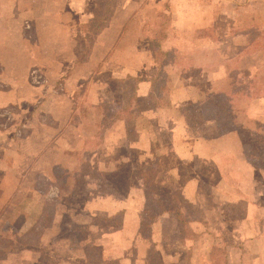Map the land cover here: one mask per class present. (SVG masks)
Returning a JSON list of instances; mask_svg holds the SVG:
<instances>
[{
  "label": "rangeland",
  "instance_id": "1",
  "mask_svg": "<svg viewBox=\"0 0 264 264\" xmlns=\"http://www.w3.org/2000/svg\"><path fill=\"white\" fill-rule=\"evenodd\" d=\"M177 1L184 0H112L116 14L105 28L114 31L97 36L89 56L96 38L85 40L83 25L95 0H31L33 14L18 21L23 34L10 38L19 50L6 48L0 35V93L16 84L11 62L18 60L20 73L29 70V58L37 65L25 73L28 82L44 90L40 101L0 107V264H264V32L255 30L261 27H241L247 20L239 10L204 0L217 7L215 17L225 8L240 18L234 28L252 33L246 47L229 44L212 51L209 63L197 61L203 75L189 73L202 80L176 82L167 73L171 94L165 91L161 103L194 98L188 120L173 108L142 113L139 85L124 80L137 76L141 60L151 77L160 62L167 71V62L194 54L186 41L198 38L170 28H191L196 0L182 2L190 7L176 15ZM8 19H0V31L16 25ZM172 38L182 48L153 46ZM124 121L138 122V129L120 128ZM37 129L52 143L66 132L68 148L83 138L80 156L66 159L65 177L55 170L51 178L28 175L36 161L27 162V140ZM45 141L35 135L32 147ZM104 152L118 160L101 162ZM151 165L163 175H150L141 189L134 172ZM193 178L194 204L183 192Z\"/></svg>",
  "mask_w": 264,
  "mask_h": 264
},
{
  "label": "crops",
  "instance_id": "2",
  "mask_svg": "<svg viewBox=\"0 0 264 264\" xmlns=\"http://www.w3.org/2000/svg\"><path fill=\"white\" fill-rule=\"evenodd\" d=\"M187 1V0H184ZM184 1H177L174 3V8L176 12V15L179 14V12H181V10L185 9V7H190L187 6L186 4L182 3ZM218 1V0H217ZM225 3H229L233 8H235L236 10H239V14L238 16H241V20L245 21L247 20V24L241 26V27H245V26H259L261 28H255V30H262V32L264 31V0H222ZM31 0H0V19H4L7 20V18H9L8 20L11 21H16V25H14L13 27H5V30L0 31V35L2 36V38H4L5 40L1 42L4 43L6 48H17V50H19V46L17 42H11L10 38L11 35L13 34H18V32L20 31V33L22 32L23 34V29H25V26H23V24H21V26L19 25L18 21L20 17H28L30 15L33 14V10L34 8H32V6L30 5ZM190 5V4H188ZM20 7V8H19ZM196 7V11L197 14L194 16V20L193 23H191V28H170L172 31L175 32H180L182 34H189L190 37L193 38H198L197 41L192 42L193 40L190 41H186L188 44L190 43V48L195 51L194 54H190L189 52L186 53L187 56H185L188 59L185 60H179V59H173L170 61V63H166L167 64V71L162 69L163 63L160 62L158 65V70L157 72H155V74H153V76H144V72H142V66L145 65V62L147 61H139L138 62V67L139 71L137 76L133 75L131 77H129L128 79L125 78L124 80L126 81H133V82H137V84L140 86L142 85L140 88L138 86V90H139V97L141 98V101L143 100V104L142 107L140 108V110L142 111V113H156L159 111H163L165 108H170L169 110H172L171 108H173V110L177 113L179 111V113L184 116V119L188 120V113H191V109H188L192 103H195L197 100H195L194 98H185L183 100H181L180 102V106H178V101H174L172 102V100H168L166 104H162L161 100H164L166 98H164L165 95H167L168 92L165 91H169L170 92V88L168 86L169 82H171L172 80L175 79L176 82H188L189 80H198L201 79L202 80V76L198 77V78H193L192 77V72H194V67H196L197 65V61L199 63H201V65H203L204 63H209L207 60V57H209L212 53V51H216L219 49L225 50L223 49L226 45L231 44L232 48H239V47H246L250 42L249 39L251 37V33L249 31V28H234V26H237L238 21L237 19L240 18H235L234 15L230 14L228 11H226L225 8H223L222 12L218 13L219 15L217 17L216 14L214 13L213 10L217 11V7L214 6L213 4H208L207 2H204V0H196L195 1V6ZM22 9V10H21ZM210 9L211 12L209 11ZM220 9V8H219ZM117 10V9H116ZM174 10V9H173ZM205 12V13H204ZM210 13L213 14L210 17ZM116 14H113V16ZM241 14V15H240ZM245 14H248L247 17H243ZM57 15V14H55ZM112 16V18H113ZM112 18L108 21L110 22L112 20ZM189 21V19L187 20ZM24 22V21H23ZM25 23V22H24ZM108 23L105 25L107 26ZM207 27H213V28H207ZM13 28V29H12ZM38 30L44 31V28L39 29ZM112 28H103L102 31L99 33L98 37L100 38V36H102V34L104 33H109L110 30ZM169 29V30H170ZM252 29V28H250ZM112 31H114V28L112 29ZM261 32V33H262ZM172 35V34H171ZM209 35H210V39L209 40ZM8 37V39H7ZM98 37H96V41H95V46L94 44L91 46V49L89 51L88 56L91 53V50L93 48L92 53L95 51V48H97V39H99ZM213 38V39H212ZM180 40L179 39H175L172 38V41L169 43V45L167 46L165 44V41L160 43H154L153 46L156 48H163L164 51H172L174 52L175 50H178L180 47ZM113 44H108L107 48L108 49H112L113 48ZM94 46V47H93ZM152 48L153 50L155 48ZM250 47V46H248ZM150 48V53H152V49ZM182 48V47H180ZM176 54H184L182 51ZM189 53V54H188ZM214 54V53H213ZM174 55V53H173ZM79 57V56H78ZM177 57V56H175ZM79 59L77 58L76 62ZM87 60V58L85 59V61ZM215 61V60H213ZM18 60H13V62H11V65L13 66V68H11L12 71H14L13 74H11L9 76L10 80L15 81V85H13V87H11V89L7 92V94H5L4 96L0 93V107L1 105L5 104V103H23V101H40L41 97H43V88L42 87H37V86H32L29 84L28 82V74H25L26 72H30L31 69L37 65L35 64V62L33 61V58H29V70L26 68L25 71H21L19 73V66L16 69V65H18ZM144 63V64H143ZM4 63L2 62L1 65H3ZM160 66V67H159ZM146 67V65H145ZM195 70H198L197 74L198 75H203V73H201V68H196ZM17 71V72H16ZM191 71V74L189 73ZM167 73L172 74L175 73V77L171 76V81L169 79V76L167 75ZM59 79V78H58ZM25 80L24 84H21L20 82ZM118 80H121L120 78ZM123 81V80H121ZM178 88V87H177ZM161 92H163V94H161ZM165 93V95H164ZM186 93V97H188L187 92H183ZM137 95V94H136ZM153 96H155L156 99L153 98ZM71 100H73L72 98H70ZM139 99V98H138ZM140 101V100H139ZM189 104V105H188ZM179 108V110H178ZM142 119V118H141ZM56 123H61L59 125L64 126L63 128H66V123L65 122H56ZM217 123V122H216ZM128 124L134 125L132 128H137L139 126L138 122H120L119 127L120 128H124L126 127L125 125L128 126ZM186 125V124H185ZM61 126V127H62ZM38 126H36L37 128ZM129 127V126H128ZM35 128V127H34ZM40 129H37L35 132H31L29 134L28 140H27V151H26V159L28 162V157H29V161L30 163L32 161H36V167L35 164L33 165L34 167L28 172V175L31 177H39V176H44L45 178H51L52 177V172L53 170L57 171V173L61 176H64L65 174H68L69 170H66L68 164H67V160L69 159V155L72 156H80L82 149H85L84 144H83V138L78 137L77 139H75V144H72L71 148L67 147V139L65 138V134L66 132L62 133V137L58 138L57 142L52 143V139L50 136L45 135L43 132H39ZM35 135L36 136H40L41 138H45L47 139V142L45 141L43 143L42 146H40L39 148L34 149L32 146H34L33 144V139H35ZM188 139L184 140V143H186L185 141ZM29 141V142H28ZM82 143V144H81ZM34 149V150H33ZM41 155L39 157L34 158L37 155ZM69 156V157H68ZM116 155H112V154H108V152H104V154L102 155V158L100 156V160H103L101 162H110L113 163V161L115 162V160H118L116 157ZM68 157V159H67ZM115 157V158H114ZM67 159V160H66ZM82 161V160H81ZM96 161H97V157L96 155L94 157H92V163L93 166H96ZM33 163V162H32ZM84 163L81 162V164H79L80 166H82ZM88 165V163H87ZM128 165V164H127ZM79 166V167H80ZM123 166H126L124 164L121 165V168ZM40 170H38V168H40ZM120 168V169H121ZM122 170V169H121ZM135 170V169H134ZM130 171V170H127ZM150 171L151 174L149 173V176L152 175L155 178L158 176L160 177L161 175H163V173H160L161 170L160 168H158L157 166H153L151 165L149 168H145L144 170H142V172H140L139 170H135V176L136 178H139L140 182H141V189L144 188V186H147V183L145 182L144 179V174ZM77 172V171H76ZM65 173V174H64ZM122 173V171H121ZM166 174V173H165ZM78 175V174H77ZM55 176V173H54ZM65 177V176H64ZM121 183V182H120ZM198 183H199V179L197 178H193L188 180L185 183L184 186V190L183 192L186 194V197L188 198V201H193L196 197V193L198 191ZM108 185V184H107ZM107 185H102V187H106ZM121 185V184H120ZM149 185V184H148ZM19 189V188H18ZM23 189V187L21 186L19 189V195H20V191ZM7 189H4V191H6ZM30 192V190H29ZM194 204V201L192 202ZM194 206V205H193ZM197 206V205H196ZM127 221V220H126ZM178 222V221H177ZM163 223H172L171 220H164ZM124 224V223H123ZM78 258L76 257H71L65 261L71 262L72 260H76Z\"/></svg>",
  "mask_w": 264,
  "mask_h": 264
},
{
  "label": "trees",
  "instance_id": "3",
  "mask_svg": "<svg viewBox=\"0 0 264 264\" xmlns=\"http://www.w3.org/2000/svg\"><path fill=\"white\" fill-rule=\"evenodd\" d=\"M111 2L112 0H95L94 8L92 9V17L87 24L83 25V27L85 26L87 29V35L84 37V39L87 40L89 43H93L94 39L98 36V34L102 31V29L113 16L115 12V6H113V3ZM81 56H83V54H81ZM153 98L156 99L155 96H153ZM149 173L150 171H147L143 176L147 185H150ZM182 221L183 218L180 215V228L182 226Z\"/></svg>",
  "mask_w": 264,
  "mask_h": 264
}]
</instances>
